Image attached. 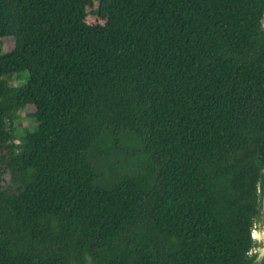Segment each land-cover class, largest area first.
I'll return each instance as SVG.
<instances>
[{"label":"trees","instance_id":"obj_1","mask_svg":"<svg viewBox=\"0 0 264 264\" xmlns=\"http://www.w3.org/2000/svg\"><path fill=\"white\" fill-rule=\"evenodd\" d=\"M263 20L264 0H0V264H251Z\"/></svg>","mask_w":264,"mask_h":264},{"label":"water","instance_id":"obj_2","mask_svg":"<svg viewBox=\"0 0 264 264\" xmlns=\"http://www.w3.org/2000/svg\"><path fill=\"white\" fill-rule=\"evenodd\" d=\"M253 162L255 166L259 169V180L257 184L258 214L255 220L254 229L252 231V238L255 243L253 249L254 260L251 264H264V163L260 162L257 159ZM70 264H78L75 256L70 258Z\"/></svg>","mask_w":264,"mask_h":264},{"label":"rangeland","instance_id":"obj_3","mask_svg":"<svg viewBox=\"0 0 264 264\" xmlns=\"http://www.w3.org/2000/svg\"><path fill=\"white\" fill-rule=\"evenodd\" d=\"M3 46H2V52L3 53H8L11 52L15 48V40L13 38H7L4 39L3 41ZM16 84H20L19 81L16 80ZM34 112L32 108H27L23 113H22V119H21V127L19 128H28L32 130L35 127V123L33 122L32 118L30 115ZM11 183V178L10 176L5 177V183L4 186L7 184Z\"/></svg>","mask_w":264,"mask_h":264},{"label":"clouds","instance_id":"obj_4","mask_svg":"<svg viewBox=\"0 0 264 264\" xmlns=\"http://www.w3.org/2000/svg\"><path fill=\"white\" fill-rule=\"evenodd\" d=\"M256 235V234H255Z\"/></svg>","mask_w":264,"mask_h":264}]
</instances>
